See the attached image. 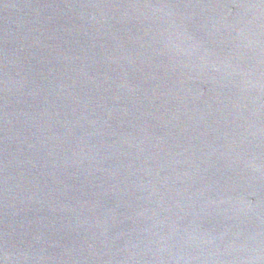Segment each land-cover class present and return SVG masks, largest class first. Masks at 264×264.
<instances>
[{
  "label": "water",
  "instance_id": "obj_1",
  "mask_svg": "<svg viewBox=\"0 0 264 264\" xmlns=\"http://www.w3.org/2000/svg\"><path fill=\"white\" fill-rule=\"evenodd\" d=\"M0 264H264V0H0Z\"/></svg>",
  "mask_w": 264,
  "mask_h": 264
}]
</instances>
